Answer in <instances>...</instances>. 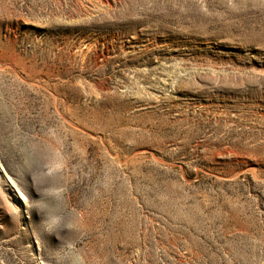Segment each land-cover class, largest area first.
Here are the masks:
<instances>
[{
	"label": "rangeland",
	"instance_id": "1",
	"mask_svg": "<svg viewBox=\"0 0 264 264\" xmlns=\"http://www.w3.org/2000/svg\"><path fill=\"white\" fill-rule=\"evenodd\" d=\"M0 264H264V0H0Z\"/></svg>",
	"mask_w": 264,
	"mask_h": 264
}]
</instances>
